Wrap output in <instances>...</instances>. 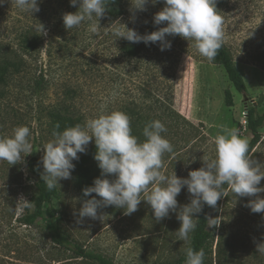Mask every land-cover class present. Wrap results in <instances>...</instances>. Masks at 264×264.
Segmentation results:
<instances>
[{
  "label": "rangeland",
  "instance_id": "rangeland-1",
  "mask_svg": "<svg viewBox=\"0 0 264 264\" xmlns=\"http://www.w3.org/2000/svg\"><path fill=\"white\" fill-rule=\"evenodd\" d=\"M164 6L163 0L155 5L149 0L145 11L133 12L131 0H126L123 17L103 16L100 20L93 17L92 21L71 29V40L67 41L65 49H62L60 39L51 38L46 31L39 53L42 67H33L27 75L11 77L3 88L6 94L0 97V138L11 137L18 126H29L33 153L12 166L0 161V264H98L76 258L72 251L53 243L42 221L34 225L21 221L24 213L36 209L32 201L38 193V179L29 171L28 161L33 156L42 161L43 146L54 139L51 130L53 110L82 115L86 123L101 114L121 111L122 101L126 98L141 99V84L152 74L155 59L151 52L134 60L124 58L119 52L121 38L113 34V29L126 25L143 33L154 24L155 14ZM259 7L258 2L247 7L234 0L222 14L224 42L246 83L247 91L243 93L235 88L216 58L209 61L200 55L194 41L178 35L166 36L171 41V48L160 50V59L165 67L175 66V104L193 123L194 127H191L196 136L187 143L183 139L185 126L179 127L178 133L167 129L166 138L175 145L177 152L164 154L162 171L165 175L175 172L180 178H188L190 171L204 166L203 158L214 159V138L223 134L225 127L238 129L240 136L250 141L251 135L242 128L246 110L255 106L258 111H264V30L263 11ZM92 23L98 26V34L90 31ZM165 26L167 22L162 24ZM39 74L46 79L43 87L35 85ZM69 88L74 93L69 94ZM227 90L232 94L231 106L226 103ZM260 131L262 142L256 151L264 163V125ZM94 143L93 138L87 150ZM85 153H79V159ZM99 174L102 178L101 169ZM73 175L72 171L70 179L59 181L56 186L59 195L52 199L46 214L58 218L70 237L87 250L110 258L114 264H178L190 240L180 241L176 233L181 226L178 211L192 199L186 186L177 196V212H170L169 217L160 221L155 219L151 205L141 201L138 210L131 215H125L122 208L109 206L107 210H98L100 218L85 217L78 222L84 200ZM262 184L264 187V179ZM257 196L264 198V192ZM21 197L32 206L16 212L13 209ZM254 199L256 196L237 195L230 203V225L243 234H251L248 244L255 235L264 240V212L253 213L246 206ZM216 250L215 241L213 253L209 255L213 264H217Z\"/></svg>",
  "mask_w": 264,
  "mask_h": 264
},
{
  "label": "clouds",
  "instance_id": "clouds-1",
  "mask_svg": "<svg viewBox=\"0 0 264 264\" xmlns=\"http://www.w3.org/2000/svg\"><path fill=\"white\" fill-rule=\"evenodd\" d=\"M7 0H0V4ZM12 6L21 11L39 12V0H10ZM72 6L79 4L75 13L63 16L67 30L77 28L93 17L100 20L106 13L110 0H70ZM160 0H151L155 5ZM149 0H131L132 11H145ZM164 8L155 14L154 24L167 26L150 34L140 35L135 29L115 27L113 34L129 42L160 44V50L171 48V41L166 36H180L194 41L201 56L209 61L215 60L224 42V18L216 8L217 0H163ZM37 31L46 35L42 23ZM90 31L98 34V26L92 23ZM59 124L56 128L59 129ZM167 128L160 120H153L143 128L145 140L132 134L130 117L122 111L101 114L88 119L85 125L76 124L62 132L54 131L51 141L44 146L41 163V178L48 190H53L62 179H70L75 169L74 160L79 153H85L89 143L95 139L97 152L94 159L101 169V177L94 185L85 188L84 195L93 193L100 197L83 202L78 212L79 220L88 217L100 218L98 209L115 206L124 209L125 215L138 210L141 201H146L154 211V217L160 221L169 217L170 212H177V196L187 187L191 202L179 209L177 219L181 221L177 237L188 241L190 234L197 228L195 214L203 210L205 204L215 208L218 200L226 196L225 185L239 197H253L246 205L253 213L264 212V198L257 196L264 192L259 187L264 179V163L253 161L249 155V141L242 138L236 128H224L223 134L214 138L216 156L214 159L203 158L204 166L192 170L188 178L174 174L165 175L163 157L174 151L173 145L165 137ZM32 132L29 126H18L11 137L0 138V161L9 165L21 163L24 157L33 153ZM114 176V179L107 177ZM144 194V198H141ZM32 203L21 197L15 208L16 212L31 208ZM75 215V213H74ZM209 227L216 226L215 219L208 217ZM258 253L264 255V243L257 245ZM186 264H203L205 253L189 247L186 249Z\"/></svg>",
  "mask_w": 264,
  "mask_h": 264
},
{
  "label": "trees",
  "instance_id": "trees-1",
  "mask_svg": "<svg viewBox=\"0 0 264 264\" xmlns=\"http://www.w3.org/2000/svg\"><path fill=\"white\" fill-rule=\"evenodd\" d=\"M234 0H217L216 8L223 14V11ZM236 2L247 4V7L258 2L260 11H263V30H264V1L261 0H235ZM40 11L33 13L21 11L12 6L10 0L0 4V97L6 94L3 89L13 76H22L30 74L33 67L36 69L42 67L39 59V53L43 48L45 36L41 31L36 30V26L42 23L45 31H48L51 38L56 36L60 39L62 49L67 45V41L71 40V29L67 30L64 26L63 16L66 13H75L79 10V4L72 6L70 0H39ZM126 13V0H110L106 8L105 17L118 19ZM161 25H151L145 32L140 35L150 34L159 30ZM52 42V41H50ZM119 52L126 59L134 60L143 56L147 52H151L155 59L153 62L152 74L147 80L142 82L140 87L141 99L137 97H129L122 101L121 111L130 117L132 134L137 136L141 142L145 140L143 136V128L153 120H160L175 133H178L179 127H186L183 132V139L190 143L195 134L192 131L193 123L184 117L175 104V66L165 67L160 59L159 42L145 44L143 41L139 43L129 42L125 38H121L119 43ZM217 61L223 65L227 75L235 88L239 92H246L247 87L243 75L237 67L234 56L223 42V46L219 50L216 57ZM45 77L39 74L35 78V85L43 87ZM69 94L74 90L68 89ZM76 92V91H75ZM226 103L231 106L233 104L232 94L226 91ZM52 122L51 130L62 132L68 127L76 124L85 125L84 116L64 114L59 110L51 112ZM246 125H242L250 135L249 155L253 161H262L256 151V147L262 142V132L260 129L264 125V111L260 112L255 106H249L246 110ZM59 124V129L56 128ZM192 126V127H191ZM195 129V128H194ZM196 130V129H195ZM168 131L163 134L168 137ZM203 133V132H202ZM174 152L177 149L174 144ZM97 152V146L94 143L87 152L78 160L73 170V180L76 188L80 192L84 201L92 199L95 196L84 195V189L94 185L96 178H100V168L98 162L94 159ZM28 169L37 179L38 193L33 199L36 209L27 211L21 217V221L26 225H34L39 221L44 223L48 236L53 243L73 252L76 258L88 259L98 264H114V262L101 253H95L87 250L84 245L70 237L64 230L58 218L46 216L49 213V204L52 199L59 195L57 187L48 190L47 186L41 178L43 166L38 157L33 156L28 161ZM259 187H263L262 180ZM226 196L218 200L215 208L204 205L203 210L196 215L197 228L190 235L189 243L186 247L193 248L196 251L203 249L205 256L203 264H213V260L209 255L213 253V246L216 241L217 264H264V255L258 253L257 245L264 243L262 236H254L255 239L249 241L251 234H243L230 225L231 199L236 196L231 189L225 185ZM107 207H101L98 210H107ZM215 219L216 226L209 227L207 218ZM242 221V216L239 217ZM186 253V250H185ZM180 257L178 264H186V254Z\"/></svg>",
  "mask_w": 264,
  "mask_h": 264
},
{
  "label": "built area",
  "instance_id": "built-area-1",
  "mask_svg": "<svg viewBox=\"0 0 264 264\" xmlns=\"http://www.w3.org/2000/svg\"><path fill=\"white\" fill-rule=\"evenodd\" d=\"M243 125H244V126L246 125V119H244Z\"/></svg>",
  "mask_w": 264,
  "mask_h": 264
}]
</instances>
